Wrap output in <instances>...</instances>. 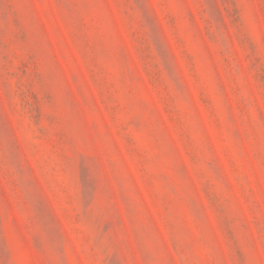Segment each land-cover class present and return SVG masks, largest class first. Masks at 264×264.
<instances>
[{
  "label": "rangeland",
  "instance_id": "374dc122",
  "mask_svg": "<svg viewBox=\"0 0 264 264\" xmlns=\"http://www.w3.org/2000/svg\"><path fill=\"white\" fill-rule=\"evenodd\" d=\"M0 264H264V0H0Z\"/></svg>",
  "mask_w": 264,
  "mask_h": 264
}]
</instances>
